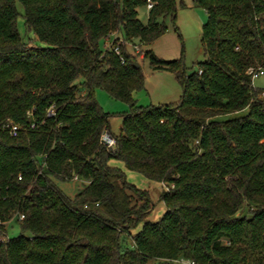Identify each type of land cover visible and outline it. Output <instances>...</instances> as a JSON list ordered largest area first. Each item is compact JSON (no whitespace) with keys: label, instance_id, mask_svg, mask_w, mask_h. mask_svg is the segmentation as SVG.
Returning <instances> with one entry per match:
<instances>
[{"label":"trees","instance_id":"1","mask_svg":"<svg viewBox=\"0 0 264 264\" xmlns=\"http://www.w3.org/2000/svg\"><path fill=\"white\" fill-rule=\"evenodd\" d=\"M194 1L208 15L196 72L139 52L176 75L180 103L132 104L113 135L94 91L131 101L143 74L125 44L164 35L175 0H151L145 23L146 0H0V264H264V89L247 73L264 68V0ZM115 33L119 55L100 47ZM112 158L166 186L163 217L135 235L153 205ZM74 177L70 197L57 182Z\"/></svg>","mask_w":264,"mask_h":264},{"label":"rangeland","instance_id":"2","mask_svg":"<svg viewBox=\"0 0 264 264\" xmlns=\"http://www.w3.org/2000/svg\"><path fill=\"white\" fill-rule=\"evenodd\" d=\"M176 14L172 19L167 17L165 24L167 31L159 39L149 45L134 46L126 43L125 48L131 54L137 55L136 59L141 66L143 74V84L139 88H134L131 92V101L127 102L114 97L103 88H96L95 98L100 108L109 115V129L113 135L120 132L122 116L129 112L131 105L139 107L177 105L181 101L182 87L176 75L165 70H154L148 58H143L139 52L152 51L158 58L167 61L180 59L182 57L183 71L185 75L194 73L198 69V62L203 61L201 53V38L203 25L207 21L208 15L205 9L199 6L194 0H175ZM18 15L16 17L17 29L25 43L36 45L37 41L33 32L27 30L24 18V7L16 2ZM139 19L145 23L148 10L141 7L138 10ZM112 42L109 37L102 39L100 47L104 49L105 43ZM121 41L120 43H122ZM139 54V55H138ZM82 80V79H79ZM253 85L264 89V75L253 80ZM110 165L119 168L125 176L128 184L145 191L149 196L152 209L146 217L130 228L132 235L137 234L147 222H158L166 211V206L161 197L165 191V184L148 178L143 173L126 168L124 162L117 158L109 161ZM59 188L68 196L73 197L84 185L80 180H70L57 182ZM8 236L20 234V226L16 219H11L6 225Z\"/></svg>","mask_w":264,"mask_h":264},{"label":"built area","instance_id":"3","mask_svg":"<svg viewBox=\"0 0 264 264\" xmlns=\"http://www.w3.org/2000/svg\"><path fill=\"white\" fill-rule=\"evenodd\" d=\"M152 6H153V3L151 2V0H146V8H147V10L151 9ZM110 39H112V42H110L108 44L105 43V48L106 49L112 48V49H114L116 54L119 55V48L114 45L115 41L117 39H119L117 34L116 33L113 34L111 37H109V40ZM198 73L200 74L201 70H199ZM247 73H248V75H250L251 79L254 80L257 77H260V76L264 75V68H262V67H251V68L248 69ZM16 129L17 128L15 126H13L11 131H10V133L11 134H15ZM101 142L104 145H106L110 150H114L115 149V139L112 138L108 132H104L102 134ZM73 179L77 180V177H74ZM20 218H23V216H20Z\"/></svg>","mask_w":264,"mask_h":264},{"label":"water","instance_id":"4","mask_svg":"<svg viewBox=\"0 0 264 264\" xmlns=\"http://www.w3.org/2000/svg\"><path fill=\"white\" fill-rule=\"evenodd\" d=\"M140 64L138 62H135V67H139Z\"/></svg>","mask_w":264,"mask_h":264}]
</instances>
